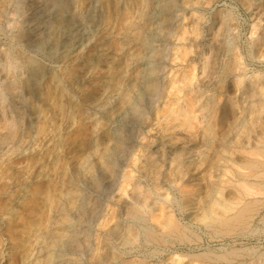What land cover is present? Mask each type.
Segmentation results:
<instances>
[{
	"label": "rangeland",
	"instance_id": "374dc122",
	"mask_svg": "<svg viewBox=\"0 0 264 264\" xmlns=\"http://www.w3.org/2000/svg\"><path fill=\"white\" fill-rule=\"evenodd\" d=\"M167 1L0 0V264H264V0Z\"/></svg>",
	"mask_w": 264,
	"mask_h": 264
},
{
	"label": "bare ground",
	"instance_id": "6f19581e",
	"mask_svg": "<svg viewBox=\"0 0 264 264\" xmlns=\"http://www.w3.org/2000/svg\"><path fill=\"white\" fill-rule=\"evenodd\" d=\"M174 7H175V4H174V1L173 0H168L167 1V3H166V17H165V22H164V25L162 26V28H163V30H168L169 28H170V25H171V21H172V17H173V11H174ZM155 8V7H154ZM160 9H158V11H159ZM162 10V9H161ZM157 13V12H156ZM161 13V12H160ZM167 32V31H166ZM141 61V60H140ZM142 62V61H141ZM12 64H14V63H12ZM144 65V64H143ZM9 67H12V65L10 66L9 65ZM14 67V66H13ZM15 68V67H14ZM11 70H13L12 68H11ZM142 76H139V78L141 77L142 78V80H143V82L142 83H144L145 84V88H147L152 94H156L157 93V91H158V86H157V84H156V81H155V69L153 68H150V67H148V68H145V70L143 69L142 70ZM178 85V84H177ZM179 86V85H178ZM183 88V87H182ZM181 88V89H182ZM176 90H178V89H176ZM180 90V89H179ZM182 91V90H181ZM176 92V91H175ZM1 102H5L6 101V98H5V95H3V96H1ZM172 108V107H171ZM132 113L134 114V115H137L138 113H139V109L138 108H136V107H132ZM172 115V114H171ZM172 117V116H171ZM181 117V114H179V113H177V112H175L174 113V115H173V117H172V121L173 122H175V121H177V122H179L178 121V119ZM183 117V116H182ZM173 122H171V123H173ZM176 122V123H177ZM171 123H169L168 125H170ZM174 124V123H173ZM180 124V123H179ZM173 126V125H172ZM172 126H170V127H172ZM10 135H12L13 134V129H14V125L13 124H11L10 125ZM169 128V127H168ZM176 128L177 129H179L180 127H179V125L178 124H175V126L173 127V134H177V130H176ZM179 131H180V129H179ZM170 132H172V131H170ZM172 134V133H171ZM181 139V138H180ZM176 140H178L179 141V138H177L176 137ZM182 140V139H181ZM183 142V141H182ZM117 147L118 148H120L121 147V143H118L117 144ZM173 160L174 161H176V159H174L173 158ZM173 162V161H172ZM175 164V163H174ZM249 165V164H248ZM150 166V165H149ZM247 178V177H246ZM243 185V184H242ZM250 185V184H249ZM136 186V189L134 190V192L131 194V198H132V200L134 199V201H136L135 203H132V204H134V206L135 207H131V209H129L130 208V206H129V210H131V212L129 211L128 212V214H130L131 213V215H136L137 213H139V211H141L142 210V212H143V209L145 208V206L147 205V200L146 199H143L144 197H143V194H144V192L145 191H143L142 190V188H140V187H138L137 185H135ZM225 186V185H224ZM229 187V186H228ZM243 187H245L244 189V192H243V196H245V198H243L244 200H246L245 202H243V203H241V201L239 200V202L238 203H240V205L242 204L243 206H241V207H238V208H235L232 212H233V214L230 216V217H228V218H226L227 219V221H240V222H242L245 218H246V216H247V214H249V210H251L250 209V207L252 208L253 207V205L256 203V205H257V201H254V200H252V201H248V200H250L251 199V197L254 195L255 196V194H252V192L249 190V187L248 188H246V186H243ZM251 187V186H250ZM128 191V190H127ZM239 193V192H238ZM145 194H146V192H145ZM147 196V195H146ZM239 197V196H238ZM254 199V198H253ZM131 200V201H132ZM131 203V202H130ZM129 203V204H130ZM237 203V204H238ZM137 204H139V205H141V207H139V208H137L139 205H137ZM126 205V204H125ZM236 206V205H235ZM239 206V205H238ZM149 207V206H148ZM146 209V208H145ZM214 209V208H213ZM233 209V208H232ZM229 211V210H228ZM231 211V210H230ZM124 212H127V210L126 211H124ZM123 212V213H124ZM248 212V213H247ZM229 213V212H228ZM231 213V212H230ZM252 213V212H251ZM140 214V213H139ZM209 214V215H208ZM211 214H212V212L210 213H207V215L210 217L211 216ZM138 215V214H137ZM136 215V216H137ZM213 215V214H212ZM227 215V214H226ZM129 217H132V216H129ZM133 217H135V216H133ZM136 218V217H135ZM249 218V217H248ZM132 219H134V218H132ZM139 218H137V220H138ZM203 219V218H202ZM213 219V218H212ZM214 220V219H213ZM226 221V222H227ZM109 223H111V222H109ZM233 223V222H232ZM113 225H111L110 226V228H109V231L110 232H116L117 230H118V224L117 223H112ZM228 224H230V223H228ZM239 224V223H238ZM210 225V224H209ZM208 226V225H207ZM138 227V226H137ZM135 231V230H134ZM119 232V231H118ZM128 232H129V230H128ZM134 234V233H133ZM136 235V234H135ZM132 236V235H131ZM135 237V236H134ZM187 239V238H186ZM189 239V238H188ZM74 240V235H72V234H70L69 235V242H72ZM128 240V239H127ZM127 240H126V242H127ZM68 242V241H67ZM112 242V241H111ZM66 245V244H65ZM69 246V245H68ZM107 248H108V246H107V244L105 245V254H107V255H111L112 256V253L113 252H110V253H107ZM109 249V248H108ZM70 251V250H69ZM236 252V251H235ZM233 253V252H232ZM227 255V254H226ZM114 256V255H113ZM112 256V257H113ZM105 257V256H104ZM116 257V256H115ZM216 257V256H215ZM63 258V257H62ZM95 258H96V256H95ZM223 258V257H222ZM94 259V258H93ZM120 259V258H119Z\"/></svg>",
	"mask_w": 264,
	"mask_h": 264
}]
</instances>
